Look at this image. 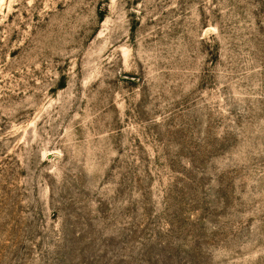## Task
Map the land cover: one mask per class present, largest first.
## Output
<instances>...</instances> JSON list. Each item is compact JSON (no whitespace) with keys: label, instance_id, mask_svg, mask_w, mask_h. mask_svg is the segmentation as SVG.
<instances>
[{"label":"rangeland","instance_id":"374dc122","mask_svg":"<svg viewBox=\"0 0 264 264\" xmlns=\"http://www.w3.org/2000/svg\"><path fill=\"white\" fill-rule=\"evenodd\" d=\"M0 264H264V0H0Z\"/></svg>","mask_w":264,"mask_h":264}]
</instances>
